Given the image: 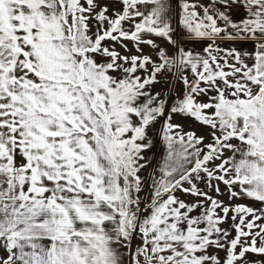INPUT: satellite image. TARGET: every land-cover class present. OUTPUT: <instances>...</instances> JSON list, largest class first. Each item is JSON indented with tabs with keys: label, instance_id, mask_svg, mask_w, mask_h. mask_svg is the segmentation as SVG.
I'll list each match as a JSON object with an SVG mask.
<instances>
[{
	"label": "snow or ice",
	"instance_id": "snow-or-ice-1",
	"mask_svg": "<svg viewBox=\"0 0 264 264\" xmlns=\"http://www.w3.org/2000/svg\"><path fill=\"white\" fill-rule=\"evenodd\" d=\"M120 249L264 264V0H0V264Z\"/></svg>",
	"mask_w": 264,
	"mask_h": 264
},
{
	"label": "rangeland",
	"instance_id": "rangeland-1",
	"mask_svg": "<svg viewBox=\"0 0 264 264\" xmlns=\"http://www.w3.org/2000/svg\"><path fill=\"white\" fill-rule=\"evenodd\" d=\"M128 46H129V48H131L132 44L129 42ZM145 51L146 52H150L151 50L148 49L147 47H145ZM161 89L162 88L159 87V85H155L154 86V90L155 91H159ZM174 119H176L175 121L177 123L183 124L185 131L194 130V131H196V133L198 135H202V136L205 137V143L211 142V139H210V136H209V132L211 130L203 129L204 126H202L201 124L197 123L196 121H194L192 119L182 118V117H179V116L174 117ZM233 143H235V141H233ZM153 152L156 155H159V153H160L159 144L157 145V148L153 150ZM146 155H148L150 159H152V157H153V153L152 152L146 153ZM153 163H155L154 160H153ZM142 174L146 175V173H142ZM200 187L203 188L204 185L201 183ZM219 187H220L222 192L226 193V188H225V186L222 183H220ZM206 190L209 191L210 194L215 195V193L213 192L212 189H206ZM182 198H184V199H186L188 201H191V200L194 199L193 197H190V196H182ZM218 199L223 200L225 203L229 202L228 201V196L226 194L223 195V196L218 197ZM232 203L248 204V205H253L255 207H260V205L258 203L254 202L252 200H249V199H245V198H240V199L233 200ZM229 224H230V221H229V223H227L225 225H222V227L227 228V227H229ZM234 235H235V232L232 233V236H234ZM229 238H231V237H229ZM212 251H215V250L213 249ZM219 256L220 257H224V252L223 251L219 252ZM248 258L250 260H257V261L264 259V257L256 256L254 254H250Z\"/></svg>",
	"mask_w": 264,
	"mask_h": 264
},
{
	"label": "crops",
	"instance_id": "crops-1",
	"mask_svg": "<svg viewBox=\"0 0 264 264\" xmlns=\"http://www.w3.org/2000/svg\"><path fill=\"white\" fill-rule=\"evenodd\" d=\"M204 2L207 3V0H204ZM175 13H176V9L173 8V16H172V19H173V20L176 19V15H175ZM233 15H234V16H235V15H239V12H238L236 9H233ZM180 35H183V33H180ZM157 43L162 44L163 42L160 41V40H157ZM185 43H187V42H185ZM189 46L192 47V48H194V49L197 50V51L201 50L202 47H204V45L201 44V43L190 44ZM245 50H251V45H250V44H249V45H246V46H245ZM157 85H159V87H161L162 89L167 88V85H166V84H163V83H161V84H157ZM175 120H176V119H174V122H176ZM176 123H177V122H176ZM203 129H208V130H210V129L207 128L206 126H204ZM210 139H211V137H210ZM227 155H228V153L226 152V153H225V156H227ZM141 195L143 196L144 193H142ZM137 243H139L138 240H137V241H134V242H133V247H134L135 244H137ZM120 252H121V257H122V259L124 260V264H129V259H130V258H129V254H128V252L125 251L124 249H120Z\"/></svg>",
	"mask_w": 264,
	"mask_h": 264
}]
</instances>
